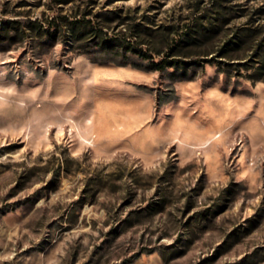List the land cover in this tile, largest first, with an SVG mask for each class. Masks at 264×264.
Masks as SVG:
<instances>
[{
    "label": "rangeland",
    "instance_id": "374dc122",
    "mask_svg": "<svg viewBox=\"0 0 264 264\" xmlns=\"http://www.w3.org/2000/svg\"><path fill=\"white\" fill-rule=\"evenodd\" d=\"M0 264H264V0H0Z\"/></svg>",
    "mask_w": 264,
    "mask_h": 264
},
{
    "label": "trees",
    "instance_id": "16d2710c",
    "mask_svg": "<svg viewBox=\"0 0 264 264\" xmlns=\"http://www.w3.org/2000/svg\"><path fill=\"white\" fill-rule=\"evenodd\" d=\"M77 22H79V21H77V20H73V21H71L70 22V24L73 26V28L75 29L76 28V24L75 23H77ZM84 26V25H83ZM102 40H104L103 38H101ZM171 64H173V61H167V59H161L160 61H157V62H154V67L156 68V69H158V70H161V69H163L165 66H167V65H171Z\"/></svg>",
    "mask_w": 264,
    "mask_h": 264
}]
</instances>
